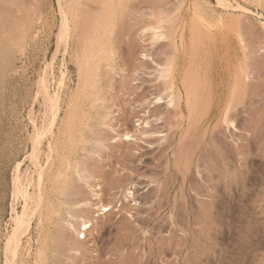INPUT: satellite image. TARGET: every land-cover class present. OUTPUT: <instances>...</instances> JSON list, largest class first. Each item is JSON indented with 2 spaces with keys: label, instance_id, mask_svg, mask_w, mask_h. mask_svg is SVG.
<instances>
[{
  "label": "rangeland",
  "instance_id": "374dc122",
  "mask_svg": "<svg viewBox=\"0 0 264 264\" xmlns=\"http://www.w3.org/2000/svg\"><path fill=\"white\" fill-rule=\"evenodd\" d=\"M56 1L0 0V264H25L21 261L25 260L28 254L35 255L38 249L37 234L41 235L42 238L45 236L48 238L54 235L56 228H59V226L53 225L51 221L45 222L42 216L41 222L39 221L40 227H37L39 216L36 215L37 220L35 215L31 216L32 223H30L29 232L26 234L28 236L23 235V242L17 253L15 256L13 255L14 257H10L13 260L10 259L8 262L5 260L4 247L13 229L12 219L14 214H21L20 211L23 207L20 195L14 196V189L12 190L14 182L12 183V180L14 181V176L23 179L22 181L36 178L30 161L26 158L31 152L32 142L36 139L38 132L33 130V126L35 125L41 131L44 118L47 120L44 116L47 106L43 104L45 103L42 99L44 94L43 90L40 89L42 86L39 85H43L42 81H47L45 84L48 85L49 95L56 93L65 102L70 96H75L73 94H75L78 86V70L82 63L81 59L76 61L77 52L74 51L73 53L74 49L70 50L71 48H67V52L62 49L59 52L56 50L58 45L57 31L60 23ZM71 1L88 8H96L98 7L97 4L100 3L105 8L106 14L111 17L122 15L130 7L129 5L137 3L145 5L147 2L155 13L161 11L163 12L162 15L170 19L179 16L184 17L185 20L202 18L206 21L203 28L206 27V30L215 31V172H213L214 177L212 176L215 182L214 221L211 223L212 225L206 222V212H203L205 210L202 207L203 211L200 212L199 223L195 222L193 217L186 216L182 210L177 212L164 208L159 211L160 217L168 220V222L163 221V228L159 229L157 226L151 229L152 231L149 228L144 229L145 232L148 229L151 231L153 241L159 240L161 237L165 238L163 241L159 240L157 245L153 244L151 262L146 260L144 262V253L147 250L146 245H144L145 242L141 239V236H144V231H138L139 238L136 239V244L132 249L134 255L128 258H133L134 264H264V0ZM180 3L182 5L177 7ZM76 14L77 17L74 16L73 22L71 21L70 24L71 34L77 32V22L83 16L81 14L85 13L77 11ZM187 24V21H183L177 25V36L183 30H187L188 35ZM75 25L76 28H74ZM162 25L164 29H158L156 32L167 35L171 24L169 22ZM149 38L150 34L148 36L141 34L135 38L137 45L139 44L136 48V62L145 60L142 55L151 54L152 50L159 44L152 45V42L148 41ZM163 42L167 44L169 40H162ZM208 43L209 46L204 45L205 48L212 46V42ZM121 51H119L118 65L123 69L119 71L121 76L118 74L115 76L113 81L115 87L121 85L122 77L123 80L125 79L124 82L125 85H128L127 87L137 86L140 88L139 86L144 85L141 83L142 78L150 79L156 76V72L154 73L152 70V72L147 71L146 73L141 70L129 72L121 64V55L123 56ZM123 72H125V76L122 75ZM59 82H62L60 89L57 88ZM118 87L116 88L118 89ZM120 96L114 97L115 105H110L107 110V122H110L109 124L115 130L108 129V132L111 131V133L107 144L113 143L117 146L124 145L120 139L118 140L117 134L126 132L123 126H119L120 101L125 103L126 99L132 98L133 95L123 96L120 94ZM77 101L81 103L83 112L89 110L84 98ZM62 109H65V105ZM223 113L225 114L223 115ZM87 116L85 117L87 118ZM86 118L85 121L83 118L82 123L84 124L81 123L83 129L85 122H88ZM140 118H142L141 113L130 122L131 132L140 129V126L137 127L141 123ZM177 141L178 137L175 139V142ZM81 144V141L76 143V151L80 149ZM83 145H85V141ZM101 152L100 159L102 160L100 161L99 158L97 160L99 165H106L105 170L117 168L118 163L115 156L119 154L105 148ZM168 152L171 157L174 150L170 149ZM17 163L20 164L19 169L15 168L18 166L15 165ZM115 165L117 166L115 167ZM205 166L207 168L206 164ZM201 169L203 171V184L202 181L201 184L210 189V183L207 184L209 181H206L207 178L205 179L206 175L210 173L203 167ZM140 171L141 175H144L143 177L132 178L137 185L142 184L139 186L135 184V188H133L135 190H132L134 191V200L140 205L131 212L137 213L136 209L140 208L138 213L144 217L146 213L155 212L156 209L154 208L158 198H153L152 195L149 197L151 201L147 202V199H143V195L148 188L161 185L163 176L145 168ZM119 173L117 175L121 176L123 172L119 170ZM87 183L91 189L81 185L83 190L80 196L86 199L87 205L85 207L91 210V215H97L94 210L95 206L89 205L95 204V200H92L91 197L93 192L99 193L102 199L105 197L103 204H108V207L112 208L110 214L99 215L100 222H98L100 224L106 223L104 227H108L106 222L108 219L115 222L121 215L122 212L117 213L121 204L123 207L132 204V198H128L126 201L122 198L120 190H112L102 196L101 191L105 192L104 184H99L94 179H88ZM99 185L101 186L99 187ZM179 185V181L174 182L173 188L170 189V199L177 195ZM100 188L101 190H99ZM32 190V188H28L29 194L33 192ZM91 190L93 191L91 192ZM206 192L205 190L199 192L201 195H198V199H202V203L204 200L206 202L209 200ZM191 194L194 196L193 192ZM12 198H14L15 203L12 202ZM11 208L14 209L13 212H11L13 210ZM179 214L180 216H178ZM61 226L60 224L59 230L63 227ZM39 228H42L41 232L38 230ZM104 229H101L100 234L97 235L96 229L93 227L86 239L88 251L86 253H84L85 251L81 252L79 256L66 251L62 243H51L52 249L55 246L59 248L57 249L59 253L48 255L50 259H54L52 264H122V259L118 260L110 254L111 252L107 251L114 244L119 233L116 232L115 227L111 228V231H109V227ZM62 232L64 236L61 240L71 236L74 240V234L71 231ZM209 233L212 236L215 234V236L211 237L208 235ZM95 236L100 238V242L96 241ZM208 237L213 238V240ZM27 238L30 242L29 245V242H26ZM161 247L162 250L163 248L164 251L166 250L163 254L160 250ZM212 247L214 248L213 254H208V250L211 253ZM130 251L131 249L128 248L127 252ZM33 256L28 258L31 263L34 261ZM9 261L13 262L9 263ZM126 262L129 263L130 261L127 260Z\"/></svg>",
  "mask_w": 264,
  "mask_h": 264
},
{
  "label": "bare ground",
  "instance_id": "6f19581e",
  "mask_svg": "<svg viewBox=\"0 0 264 264\" xmlns=\"http://www.w3.org/2000/svg\"><path fill=\"white\" fill-rule=\"evenodd\" d=\"M56 2L60 14L56 50L59 52L62 49L67 52V48H71L70 50L74 49L73 53L74 51L77 52L76 61L81 59L82 63L80 67L76 64L79 67L78 86L75 94H73L75 96H70L65 102L56 93L49 95L48 85L45 84L47 81H42L43 85H39L42 86L40 89L43 90L44 94L42 99L45 103L43 104L47 106L44 113L47 120L43 117L45 121L43 120L41 131L35 127V123L32 124L34 125L33 130L38 132L37 135L34 132L36 135L34 141L32 140L33 137L31 138L33 141L31 152L26 158L30 161L36 178L28 180L23 177L26 180L22 181L23 179L14 176L15 179L12 180V183L14 182L12 188L14 192H12L14 196L20 195L23 207L20 215H17L18 213L13 215V229L5 243V250L3 249L5 260L8 262L15 256L23 242V237L29 232L33 215H37L39 216L37 227H40L39 223L42 216L45 222L51 221L56 227L59 226L60 228L61 224L63 226H61L62 231H71L74 234V240L72 236L61 240L64 235L59 228H56L54 235L48 238L47 236L42 238L41 235L37 234L39 243L35 255L27 253V258L21 262L25 264H52L54 259H50L48 255L59 253L57 250L59 248L56 246L55 250L51 248V243L54 242L62 243L66 251L79 256L81 252L85 251L84 253H86L88 251L86 239L93 227L96 229L97 235L100 234L101 229L105 230L104 228L109 227V231H111L115 227L119 235L107 251L111 252L110 254L118 260L122 259V264L127 263V260L130 261L127 264H134L133 258L128 257L134 255L132 249L136 244V239L139 238L138 231H144L145 228L151 230L157 226L161 229L163 228V221L168 222V220L160 217V210L164 208L177 212L182 210L186 216L193 217L195 222L199 223L200 212L203 211L202 207L205 210L203 212H206V222L211 224L214 221L215 31L206 30V27L203 28L206 21L202 18L185 20L184 17L179 16L170 19L162 15L163 12L161 11L155 13L147 2L145 5L139 3L129 5L130 7L122 15L115 17L108 16L100 3L97 4L98 7L96 8H88L73 3L71 0H57ZM181 5L182 3L177 7ZM77 11L85 14H81L83 16L77 22L78 27L73 26L77 32L71 34L70 24L73 22L74 16L77 17ZM183 21L188 22V35L187 30H183L177 36L176 27ZM169 22L171 25L167 35L156 32L158 29H164L163 23ZM141 34L143 36L150 34L148 41L152 42V45L159 44L152 50L151 54L142 55L145 60L136 62L135 54L139 44L137 45L135 38ZM166 39L169 40V43H162V40ZM208 42H212V46L205 48L204 45L209 46ZM119 51L123 54V56L121 55V64L129 72L141 70L146 73L152 70L154 73L156 72V76L150 79L142 78L141 83L144 85L139 86L140 88L137 86L127 87L128 85H125V79L123 80L122 77V81L119 80L122 82L121 85L116 86L118 90L113 81L117 74L120 75L119 71L123 69L118 65ZM46 75L44 76L46 77ZM61 83L59 82L57 88L62 87ZM119 93L123 96L133 95L132 98H127L125 103L120 101L119 126H123L126 132L123 131L117 136L118 140L120 139L121 143L124 144L123 146L113 145V143L107 144L111 133V131L108 132V129L114 130L109 124L110 122H107V110L110 105L115 103L114 97L120 96ZM120 97L122 98V96ZM83 98L84 101H87L86 106L89 109L87 112L82 111L81 103L77 101ZM63 104L65 109H62ZM139 113H141L142 118H140L141 123L137 127L140 126V129L131 132L130 122ZM83 118L84 121L85 118L88 121L85 122L84 129L81 127ZM119 126L118 128H120ZM177 137L178 141L175 142ZM43 140L45 141L43 142ZM80 141L82 142L81 147L79 146L80 149L76 151V143ZM84 141L85 145H83ZM155 144L156 146H154ZM104 148L119 154L115 156L118 166L115 165L117 168L114 170L113 168L105 170L106 165H99V161H97L98 158L100 159V152ZM170 149L174 150L171 154L172 158L168 152ZM80 152L85 153L81 154ZM15 165H18L15 167L17 169L20 164ZM201 167L210 173H207L208 175L205 177V179L207 178L206 181H209L207 184L210 183V189L202 186L203 171ZM143 168L163 176L161 185L159 182L157 187L148 188L143 195V199H147V202L151 201L149 197L152 195L153 198H158L154 208L156 209L155 212H145L146 216L144 217L138 213L140 208L136 209L137 213L131 212L140 205L133 198L134 191L132 190H135L133 188H135L136 183L133 182L132 178L143 177L144 175H141L140 171ZM119 170L123 172L121 176L117 175L120 174ZM15 171L18 172V170ZM88 179H94L95 182L104 184L105 192L101 191L102 196L106 195V192L120 190L123 199L127 201L128 198H132V204L124 207L122 204L119 206L117 213L122 212L123 214L121 213L115 222L112 219L106 221L108 227H104L106 223H99V215L110 214L112 209L108 207V204H103L105 197L102 199L97 192L91 194L95 204L89 205L95 206L94 210L97 212V215L93 216L90 213L91 210L85 207L87 205L86 199L80 196L83 190L81 185L91 189L87 183ZM175 181H179L180 185L177 188V195L170 199V189L173 188ZM139 185L136 184V186ZM29 187L33 189V192L31 191L33 194H29ZM202 190L207 191V198L209 197V200L207 202L204 200L203 203L201 202L202 199H198V195H201L199 192ZM192 192L194 196L191 194ZM12 199L14 202V198ZM13 211L14 209L11 212ZM41 229L38 230L41 232ZM149 229L147 232L144 231V236H141L147 248L144 253V262L152 259L153 244L157 245L159 240H165L164 237H161V239L153 241L151 238L152 230ZM208 235L215 236V234L212 236L210 233ZM211 237L208 238L213 240ZM99 239L96 237V241ZM26 242H29L28 238ZM162 246L164 247V245ZM27 247L30 248V246ZM126 247L127 249L130 248L131 251L127 252ZM164 248L163 250L162 247L160 248L162 254L166 251ZM124 251L125 253H123ZM210 252L208 250V254H213V247ZM31 256L34 259L32 263L28 259ZM11 262L13 261H9V263Z\"/></svg>",
  "mask_w": 264,
  "mask_h": 264
}]
</instances>
